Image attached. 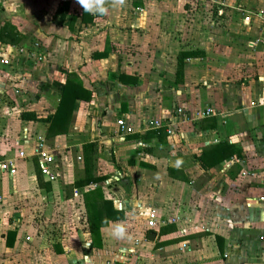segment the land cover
Wrapping results in <instances>:
<instances>
[{
    "label": "crops",
    "instance_id": "crops-1",
    "mask_svg": "<svg viewBox=\"0 0 264 264\" xmlns=\"http://www.w3.org/2000/svg\"><path fill=\"white\" fill-rule=\"evenodd\" d=\"M223 1L126 0L93 15L77 0H0V29L18 39L0 41V159L16 165L0 175V264H111L102 260L120 220L101 228L100 247L81 227L83 197L97 188L129 225L121 264H143V241L154 245L149 264H167L169 253L168 264H264V0ZM69 73L91 100L76 103L65 134L49 136ZM177 108L190 120L177 122ZM207 108L215 115L194 118ZM120 120H168L172 134L122 138ZM39 138L58 151L55 182L39 173ZM221 143L240 157L212 150ZM87 177L94 183L76 187ZM53 202L47 223L63 226L54 235L39 226ZM151 208L181 220L148 230Z\"/></svg>",
    "mask_w": 264,
    "mask_h": 264
},
{
    "label": "trees",
    "instance_id": "trees-1",
    "mask_svg": "<svg viewBox=\"0 0 264 264\" xmlns=\"http://www.w3.org/2000/svg\"><path fill=\"white\" fill-rule=\"evenodd\" d=\"M68 3H64L60 8V22L63 23L66 17ZM87 13V12H85ZM71 21H75V17H71ZM15 30L13 28L3 27L0 29V41L2 43L15 44L18 42ZM122 81V76L119 78ZM136 83V81H133ZM91 93L83 88L80 78L75 73H69L66 76L65 84L62 88L61 97L56 111L53 115L48 116L46 122L48 123L49 136L65 134L68 131V126L73 115L75 105L79 101L90 102ZM164 129L158 130L159 135ZM90 146H86L88 149ZM213 151L222 153L224 159L232 157H240L239 150L228 143H221L214 146ZM86 180V181H85ZM80 180L76 183V187H82L91 181L90 177ZM105 178H97L96 182L104 181ZM85 181V182H84ZM94 183V182H93ZM83 216L81 217V224L84 226L83 231L89 234L90 247H100L101 242V228L107 225L108 221L121 220L123 214L113 208L112 202L105 198L103 191L100 188L95 189L83 197ZM82 227V226H81ZM12 234L8 233L7 236Z\"/></svg>",
    "mask_w": 264,
    "mask_h": 264
},
{
    "label": "built area",
    "instance_id": "built-area-1",
    "mask_svg": "<svg viewBox=\"0 0 264 264\" xmlns=\"http://www.w3.org/2000/svg\"><path fill=\"white\" fill-rule=\"evenodd\" d=\"M211 4H216L220 6H224L225 2L223 0H208ZM258 106L264 107V97L261 98L258 103ZM215 112L212 109H205L201 112H198L194 115V118L204 119L207 117L214 116ZM174 117L177 119V122L185 123L190 120V117L185 113L183 108H177L175 110ZM171 122H162L160 120H151L148 123L141 125L138 128L130 126L125 123V121L120 120L117 122V134L122 138L133 136L136 134H141L146 131L154 130L158 131L162 128H165L166 134L171 135ZM140 147H143V144H139ZM58 152V151H57ZM57 152L55 150H51L47 147L45 140L39 138L34 148V156L38 159V169L39 173L42 177H44L49 182H55L58 180V171L55 169V161ZM19 158H24L25 153L23 151L18 152ZM11 175L14 176L16 174V165L15 159H0V175ZM88 188L95 187L93 183H89ZM74 197L79 195V191L74 189L72 191ZM261 202H264V198H260ZM119 207L122 205L119 203ZM181 220L180 217H173L168 220H161L157 216V212L155 209L151 208L146 212L145 225L148 230H155L159 226H164L165 224H176ZM224 258H227V255H224Z\"/></svg>",
    "mask_w": 264,
    "mask_h": 264
},
{
    "label": "rangeland",
    "instance_id": "rangeland-1",
    "mask_svg": "<svg viewBox=\"0 0 264 264\" xmlns=\"http://www.w3.org/2000/svg\"><path fill=\"white\" fill-rule=\"evenodd\" d=\"M53 207H54V202L52 203V205H51V207L49 209H46L44 211L43 210L40 211L42 216H43V218H44V220L46 222H42L41 221L39 223V226L41 228H43L45 231H48V232H50L51 234L54 235V234H56L55 232L59 231L60 229H63V226H61V223L60 224H56L55 223V224H52V225H49V221L47 223L48 217L49 216L51 217L54 214V212L57 211V210L55 211L53 209ZM27 212L30 214L32 212V210L29 209V210H27ZM80 219H81V217H80ZM39 226L37 225V228ZM81 226H82V229H83L84 226L82 224H81ZM67 228H69L70 232L74 233L76 231L74 224L71 223V222L68 223ZM125 241L126 240H117V239L114 238V241H113V244H112V249H111V250H113L112 254L110 256L106 257V258H103L102 263H105V262L109 263L110 262L111 264L112 263L113 264H121L117 260H119L120 262H123L124 260L129 259L127 254L122 256V257L119 255L121 253V251L124 252L128 248V247L125 246ZM143 244H144V246H146V248H144V249L142 248V249L138 250L137 253L139 254L143 264H149L147 259H148V256H149V252L151 250L150 248H153L154 245L151 244V243H148L147 241H143ZM118 249H121V251H117ZM166 256H167V261H166L167 264L170 263L171 261L173 262L174 259H177V257L173 256L172 253H169ZM165 260H166V258H165ZM133 261L134 260L129 261V262L132 263Z\"/></svg>",
    "mask_w": 264,
    "mask_h": 264
},
{
    "label": "clouds",
    "instance_id": "clouds-1",
    "mask_svg": "<svg viewBox=\"0 0 264 264\" xmlns=\"http://www.w3.org/2000/svg\"><path fill=\"white\" fill-rule=\"evenodd\" d=\"M111 3L112 6H123L126 0H77V3L83 8L84 12L93 15H105L108 8L106 5ZM129 225L126 220H120L112 223L111 235L117 240L130 239Z\"/></svg>",
    "mask_w": 264,
    "mask_h": 264
},
{
    "label": "water",
    "instance_id": "water-1",
    "mask_svg": "<svg viewBox=\"0 0 264 264\" xmlns=\"http://www.w3.org/2000/svg\"><path fill=\"white\" fill-rule=\"evenodd\" d=\"M148 238L150 241H153L154 238H155V234L153 232H151L149 235H148Z\"/></svg>",
    "mask_w": 264,
    "mask_h": 264
}]
</instances>
